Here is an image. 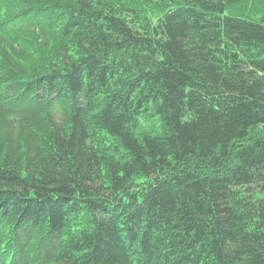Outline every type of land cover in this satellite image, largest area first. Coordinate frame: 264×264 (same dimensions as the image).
<instances>
[{"label":"trees","instance_id":"1","mask_svg":"<svg viewBox=\"0 0 264 264\" xmlns=\"http://www.w3.org/2000/svg\"><path fill=\"white\" fill-rule=\"evenodd\" d=\"M0 264H264V0H0Z\"/></svg>","mask_w":264,"mask_h":264}]
</instances>
